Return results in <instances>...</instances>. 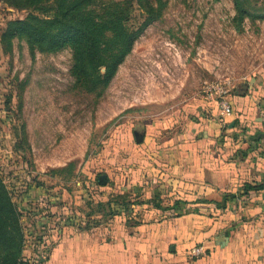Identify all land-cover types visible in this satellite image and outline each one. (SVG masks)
<instances>
[{
  "label": "rangeland",
  "instance_id": "1",
  "mask_svg": "<svg viewBox=\"0 0 264 264\" xmlns=\"http://www.w3.org/2000/svg\"><path fill=\"white\" fill-rule=\"evenodd\" d=\"M251 6L264 13L263 0ZM26 14L1 1L0 36L7 21ZM233 15L231 0H166L100 95L74 87L70 49L31 54L24 39L6 49L0 38V174L22 225L39 217L34 206L43 200L64 208L62 224L85 217L111 194L99 178L124 175L133 130L180 126L199 107L204 82L230 78L231 96L256 74L264 65V20L245 18L239 32ZM142 19L133 5L128 24Z\"/></svg>",
  "mask_w": 264,
  "mask_h": 264
},
{
  "label": "crops",
  "instance_id": "2",
  "mask_svg": "<svg viewBox=\"0 0 264 264\" xmlns=\"http://www.w3.org/2000/svg\"><path fill=\"white\" fill-rule=\"evenodd\" d=\"M201 100L180 126L145 127L122 178L98 181L111 191L103 210L62 224L64 208L39 201L24 253L40 264H264V65L223 118Z\"/></svg>",
  "mask_w": 264,
  "mask_h": 264
},
{
  "label": "trees",
  "instance_id": "3",
  "mask_svg": "<svg viewBox=\"0 0 264 264\" xmlns=\"http://www.w3.org/2000/svg\"><path fill=\"white\" fill-rule=\"evenodd\" d=\"M1 1L27 10L23 18L7 21L0 36L5 48L10 49L11 41L16 38L25 40L31 54L70 49L69 72L74 87L95 95L106 89L135 40L149 24L160 19L166 6V0ZM231 1L235 30L242 31L245 18L264 20V13L251 11V3L258 0ZM133 5L138 7L143 18L135 27L128 24ZM34 10H39L44 17ZM104 204L97 202L96 211L103 210ZM21 216L0 174V264L39 263L37 257L31 258L24 253L25 234Z\"/></svg>",
  "mask_w": 264,
  "mask_h": 264
},
{
  "label": "built area",
  "instance_id": "4",
  "mask_svg": "<svg viewBox=\"0 0 264 264\" xmlns=\"http://www.w3.org/2000/svg\"><path fill=\"white\" fill-rule=\"evenodd\" d=\"M264 1V0H263ZM233 83L230 78H218L212 81L204 82L200 92L202 99L206 102L214 103L221 118L228 115L231 110L230 92ZM264 118V113H262ZM202 246H195L190 249L189 255L196 257L202 254ZM40 264V263H34Z\"/></svg>",
  "mask_w": 264,
  "mask_h": 264
},
{
  "label": "water",
  "instance_id": "5",
  "mask_svg": "<svg viewBox=\"0 0 264 264\" xmlns=\"http://www.w3.org/2000/svg\"><path fill=\"white\" fill-rule=\"evenodd\" d=\"M133 135H134V140L137 143H140L143 139V132L141 131H137V130H133ZM100 180V178H99Z\"/></svg>",
  "mask_w": 264,
  "mask_h": 264
}]
</instances>
